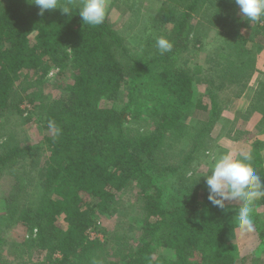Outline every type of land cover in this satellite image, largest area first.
I'll return each instance as SVG.
<instances>
[{
	"label": "trees",
	"instance_id": "trees-1",
	"mask_svg": "<svg viewBox=\"0 0 264 264\" xmlns=\"http://www.w3.org/2000/svg\"><path fill=\"white\" fill-rule=\"evenodd\" d=\"M162 1L153 27L163 30L173 49L161 55L157 34H152L140 37L145 54L139 56L107 19L100 26L84 25L78 13L82 0H60L71 14L56 8L43 15L29 0H0V116L22 114V75L34 72L42 83L56 65L61 76L69 77L60 96L39 104L45 128L53 130L42 141L47 155L39 196L19 204L6 200V207L20 211L21 220L35 231L32 241L45 252L42 264H238L225 246L231 235L225 208L208 200V189L196 175L187 176L191 161L211 140L222 109L217 94L209 92L212 118L190 133L185 119L209 108L203 94L194 92L195 76L212 68L199 62L191 66L187 54L201 52L205 29H226L230 41L210 62L231 65L228 81L242 83V90L263 48L264 21L255 22L249 38L242 22L249 20L235 0ZM137 122L142 126L134 129ZM186 137L191 147L172 152ZM263 145L255 142L253 151L262 183ZM40 148L2 140L0 171ZM134 183L145 215L140 244L127 247V236L121 238L115 228L103 232V238L92 237L96 212H118V193ZM263 204L264 198L256 201L253 224L262 243L264 227L256 208ZM25 249L20 245V256Z\"/></svg>",
	"mask_w": 264,
	"mask_h": 264
},
{
	"label": "rangeland",
	"instance_id": "rangeland-1",
	"mask_svg": "<svg viewBox=\"0 0 264 264\" xmlns=\"http://www.w3.org/2000/svg\"><path fill=\"white\" fill-rule=\"evenodd\" d=\"M162 2V0H108V15L106 19L126 37L131 50L139 56L145 54V39L140 40V37H148L152 34H157V37L166 36L162 29L153 27L152 19L154 14L160 9ZM132 3H136V5L135 9L130 11L129 5ZM197 19L199 18L197 17ZM242 22H245L243 26L245 34L250 38L254 34L256 23L244 21V19ZM225 31L226 29L214 26L205 29V31H202L204 33V46L201 52L197 56L193 55L194 50L187 54V57L191 59V66L199 62L212 68L211 71L195 76L194 92L197 95L203 94L202 98L209 108L207 110L198 109L185 119V122L190 127L191 134H195L212 118L209 92L217 94L222 109H225L229 96L241 91L240 86L242 83L228 81L232 76L231 70L233 68H231V65L226 63L215 66L214 61L210 62V59H214L217 50L221 46L227 45L230 41V37L227 36ZM254 44L249 42V46ZM223 73L225 78L220 79ZM37 78L38 76L34 72H29L26 75H22L19 80L22 82L19 88L21 90L24 87L26 88V90H22V94L26 98L21 105L22 114L17 116L6 112L4 116H0V142L8 138L24 146L37 147L39 145L41 147L38 151H32L33 154L31 151L28 152L14 164L5 168L4 171H0V264H42L45 259V252L37 250L35 243L32 241L36 234L34 233L35 231L27 227L28 224L21 220L20 211L14 212L9 207H6V200L19 204L26 199L30 200L32 197L36 199L39 196L38 182L42 176L43 160L47 155L44 150L46 144L42 141L45 136L53 134V130L44 126L39 104L60 96L63 93L62 84L65 85L69 77H66V75L61 76L59 67L54 65L42 83H37ZM209 78H216L215 83H211ZM28 98H34L35 102H28ZM127 125L131 124L127 123ZM139 126H142V122L132 125L134 129L139 128ZM144 128L148 129L150 127L144 124ZM210 136L211 140L197 153L187 171L203 173L210 170V155L219 154V150L215 146L214 137H212V130ZM189 140V137L181 138L179 143H175V148L171 151L177 152L181 147L188 150L191 147ZM173 156L172 159L174 161L180 160V157ZM196 176L198 177V175ZM199 180L204 188L207 189L206 177L201 176ZM138 200L135 183L121 190L117 198V206L120 212L107 215L106 212L98 210L95 214L98 222L92 227L91 236L103 238V232H106V230L111 231L115 228L121 232V238L127 236L130 244L127 247H137L140 244L138 241V238H140V227L144 225L145 221V215L139 208ZM226 213L228 217L232 216L236 213L235 208L233 210L227 208ZM122 220L124 222L121 225ZM229 221L233 220L229 219ZM240 239L241 241H237V245L234 242L226 243L225 245L226 249L232 254L240 253L239 256L237 255L238 257L235 256L238 259V264H264V250L258 254L259 257L254 256L255 251H258V249L243 252L246 238ZM230 240H234L233 237H230ZM23 244L26 248L25 254L23 253L20 256L19 249L20 245ZM163 252L164 254H169L168 250H163Z\"/></svg>",
	"mask_w": 264,
	"mask_h": 264
},
{
	"label": "clouds",
	"instance_id": "clouds-1",
	"mask_svg": "<svg viewBox=\"0 0 264 264\" xmlns=\"http://www.w3.org/2000/svg\"><path fill=\"white\" fill-rule=\"evenodd\" d=\"M43 15L46 10L60 8L63 13L71 14V9L60 0H29ZM239 12L250 22L264 21V0H235ZM78 13L85 24L95 27L102 25L108 15V0H82ZM156 47L161 55L173 49V43L166 37L156 39ZM210 170L203 173L189 171L187 176L206 177L208 200L221 209L226 201H240L236 212V222L241 234L251 233L254 228V205L264 198V183L253 167L254 155L251 150H227L218 155H210ZM197 180V181H198Z\"/></svg>",
	"mask_w": 264,
	"mask_h": 264
},
{
	"label": "crops",
	"instance_id": "crops-1",
	"mask_svg": "<svg viewBox=\"0 0 264 264\" xmlns=\"http://www.w3.org/2000/svg\"><path fill=\"white\" fill-rule=\"evenodd\" d=\"M263 48L257 54L255 59V69L253 70L247 85L238 93L229 96L220 112L219 118L212 129V137L219 154L227 151H239L241 149L254 151V143L261 141L264 144V38L262 39ZM241 88V86H240ZM224 110V111H223ZM222 114V115H221ZM221 116V117H220ZM261 157L264 166V145L261 149ZM240 201H226V207L233 210L239 209ZM260 224L264 227V204L257 208ZM234 213L230 216L233 220L231 224V235L225 241L226 243H236L241 241L240 238H246L245 249L243 252H250L254 249L255 257L264 250V243L261 242L258 236V231L255 226L251 233L241 234ZM235 235V236H234ZM253 237V239H252ZM239 256V254H233ZM237 256V257H238Z\"/></svg>",
	"mask_w": 264,
	"mask_h": 264
}]
</instances>
